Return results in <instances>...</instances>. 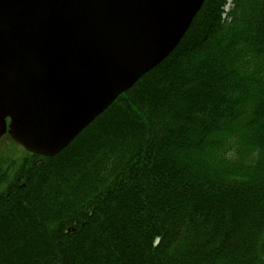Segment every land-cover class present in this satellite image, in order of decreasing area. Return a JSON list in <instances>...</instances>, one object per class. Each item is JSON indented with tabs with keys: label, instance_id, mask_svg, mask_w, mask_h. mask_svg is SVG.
<instances>
[{
	"label": "trees",
	"instance_id": "1",
	"mask_svg": "<svg viewBox=\"0 0 264 264\" xmlns=\"http://www.w3.org/2000/svg\"><path fill=\"white\" fill-rule=\"evenodd\" d=\"M0 145V264H264V0H206L54 156Z\"/></svg>",
	"mask_w": 264,
	"mask_h": 264
},
{
	"label": "water",
	"instance_id": "2",
	"mask_svg": "<svg viewBox=\"0 0 264 264\" xmlns=\"http://www.w3.org/2000/svg\"><path fill=\"white\" fill-rule=\"evenodd\" d=\"M205 0H0V138L54 156L176 48Z\"/></svg>",
	"mask_w": 264,
	"mask_h": 264
},
{
	"label": "rangeland",
	"instance_id": "3",
	"mask_svg": "<svg viewBox=\"0 0 264 264\" xmlns=\"http://www.w3.org/2000/svg\"><path fill=\"white\" fill-rule=\"evenodd\" d=\"M17 148H18V155L22 154L23 153V149L20 146H18V145H17Z\"/></svg>",
	"mask_w": 264,
	"mask_h": 264
}]
</instances>
